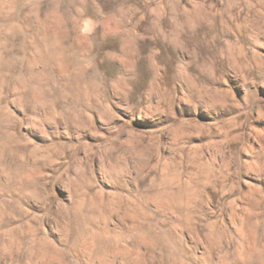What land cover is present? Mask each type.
Listing matches in <instances>:
<instances>
[{
	"label": "rangeland",
	"instance_id": "rangeland-1",
	"mask_svg": "<svg viewBox=\"0 0 264 264\" xmlns=\"http://www.w3.org/2000/svg\"><path fill=\"white\" fill-rule=\"evenodd\" d=\"M262 27L258 0H0V264H262ZM112 149L136 193L99 183Z\"/></svg>",
	"mask_w": 264,
	"mask_h": 264
},
{
	"label": "clouds",
	"instance_id": "clouds-1",
	"mask_svg": "<svg viewBox=\"0 0 264 264\" xmlns=\"http://www.w3.org/2000/svg\"><path fill=\"white\" fill-rule=\"evenodd\" d=\"M258 3L261 6H264V0H258ZM5 7H7L5 5ZM249 7H255L254 5H249ZM246 19H250L247 18ZM240 38L246 41L250 44H257L264 42V27L260 29L259 32L255 30L246 31L243 33H240ZM264 46V44H262ZM183 63V61H178V64ZM195 70V69H193ZM115 73H110V76H115ZM176 88L183 92V82L179 77V74L176 73ZM105 88L110 87V82L108 80L105 81ZM134 87H138V83L134 85ZM113 106L117 108V111H120L121 105L116 104ZM106 107V106H105ZM127 115V113H125ZM113 118L115 117V114H112ZM131 119L135 120V113H132ZM53 135L62 134V130L59 128L52 129L51 130ZM123 154V150H117L112 149L111 154L109 157L106 158V163H102L100 167L97 169V178L99 180V183L101 185H104L108 188H113L122 192H126L128 194H134L138 190V185L141 183H148L147 180H145L143 177L137 176L135 168L133 167V164L131 162H128L126 166L124 164H118V161L121 160ZM140 191L145 193L143 203H147L149 200L152 199V197L148 194V189H140ZM31 194L30 192L28 193ZM70 195H72L70 193ZM76 195L80 196V199L78 201L74 200L73 209H72V216L71 217H61V220H63V226L67 228L70 224L76 228V237H82L84 235V232L79 228L78 226V216L88 215V218L94 219V217L90 214L89 211V204L88 201L91 199L87 194H80L77 193ZM130 205L136 208L140 207V204L136 201H130ZM151 211L156 215L162 217L164 221L167 220V216L159 209H151ZM47 214V213H45ZM133 223L128 225L129 231L132 233V236L139 235V228L140 225L136 223L135 217H129ZM56 225L53 224V227ZM118 227V226H117ZM132 236L126 237V239H131ZM240 251H243L241 248ZM193 264H199V258L194 257L193 258ZM262 264H264V261H262Z\"/></svg>",
	"mask_w": 264,
	"mask_h": 264
}]
</instances>
